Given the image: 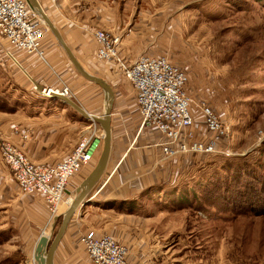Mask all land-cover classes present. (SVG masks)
<instances>
[{"label": "rangeland", "instance_id": "1", "mask_svg": "<svg viewBox=\"0 0 264 264\" xmlns=\"http://www.w3.org/2000/svg\"><path fill=\"white\" fill-rule=\"evenodd\" d=\"M71 1L84 8L112 7L115 23L95 30L118 37L119 47L126 43L125 34L140 31L142 23L148 25L151 33L140 38L148 39L149 47L144 49V42L133 48L128 59L140 53L166 55L187 75L185 89L192 98L195 122L203 123L199 103L204 101L229 125V137L219 153L200 155L204 161L199 171H212L237 157L259 159L264 170V0ZM46 33L52 36L48 28ZM9 50L18 49L0 33V100L14 111L42 105L48 97L34 88ZM6 113L12 111L0 110V116ZM23 130L13 125L10 133L22 138ZM190 177L177 184H158V190L179 187ZM163 195L153 189L137 199L132 219L120 220L141 231L150 263L264 264V215L231 212L225 204L208 210L175 209ZM4 221L0 219V264H33L34 251L27 255L16 224Z\"/></svg>", "mask_w": 264, "mask_h": 264}, {"label": "crops", "instance_id": "2", "mask_svg": "<svg viewBox=\"0 0 264 264\" xmlns=\"http://www.w3.org/2000/svg\"><path fill=\"white\" fill-rule=\"evenodd\" d=\"M37 1L84 69L103 78L114 93L110 121L111 148L106 167L87 194L93 200L79 207L72 215L55 249L53 264H92L80 242L81 234L89 229L95 230L98 235L110 234L126 244L127 259L131 264H155L148 261L146 243L141 231L126 227L120 222L122 219H132L137 208L129 213L105 208L104 203L111 199H133L143 190L161 183L177 184L199 172L204 159L201 154H178L172 158H164L160 146L163 137L154 126L141 124L131 83L123 76L116 63L105 62L96 57L97 44L93 33L96 27L111 28L115 23L112 7L84 8L71 0ZM150 29L142 23L140 31L124 35L123 40L126 43L120 44L119 50L125 60H129L133 48H141L144 42V49L149 47V40L140 37L151 33ZM136 35L139 37H134ZM42 47L45 52L44 59L21 50L8 52L37 82L53 90L67 86L70 97L87 112L102 115L105 97L101 88L83 78L74 69L53 35L45 32ZM43 101L42 105L20 106L5 116L1 114L0 142L3 139L11 140L34 162L56 163L75 147L81 136L92 138L101 134L98 124L90 125L79 119L73 109L59 103L60 100L45 98ZM13 125H19L23 131H27L29 138L22 140L19 135L11 134ZM195 127L197 133L203 135V123L196 121ZM99 153L100 150L89 166L69 179L65 189L66 197H74L76 187L92 170ZM69 202L64 201L61 204L59 217ZM48 217L42 195L22 193L0 158V219H5V224L9 221L16 224L28 256L34 251L39 237L43 234Z\"/></svg>", "mask_w": 264, "mask_h": 264}, {"label": "built area", "instance_id": "3", "mask_svg": "<svg viewBox=\"0 0 264 264\" xmlns=\"http://www.w3.org/2000/svg\"><path fill=\"white\" fill-rule=\"evenodd\" d=\"M46 31L45 22L26 0H0V33L11 47L44 59L42 39ZM93 36L97 44L96 57L116 63L131 83L141 124L154 126L161 133L163 140L160 146L164 158L187 153H219L221 144L229 137V125L202 101L199 108L205 132L203 135L197 133L192 98L185 89L187 75L178 65L166 55L149 53H140L128 62L120 55L118 37L102 29L94 30ZM54 90L70 97L66 86ZM49 92L41 94L48 97ZM20 135L22 139L29 138L27 131H21ZM101 137L102 132L94 135L93 139L81 136L75 147L56 163L31 161L12 142H0L1 161L10 170L19 190L43 197L49 213L42 231L44 235L53 234L52 224L59 216L60 206L69 201L65 196L67 182L89 166L101 148ZM80 242L92 264H131L127 259V247L110 234L98 235L89 229L81 234Z\"/></svg>", "mask_w": 264, "mask_h": 264}, {"label": "trees", "instance_id": "4", "mask_svg": "<svg viewBox=\"0 0 264 264\" xmlns=\"http://www.w3.org/2000/svg\"><path fill=\"white\" fill-rule=\"evenodd\" d=\"M0 110L13 112L14 108L0 100ZM73 111L79 119H83L75 110ZM260 165L259 159L249 161L237 157L221 162L212 171L200 170L179 187L161 186V190L167 204L175 209L208 210L220 208L225 204L226 210L231 212L243 214L248 211L254 215H264V170ZM155 188L160 194L161 190L155 185L143 190L133 199L105 201V208L131 213L135 210L137 199L152 193ZM60 219L61 217L57 219L56 224L59 225Z\"/></svg>", "mask_w": 264, "mask_h": 264}, {"label": "water", "instance_id": "5", "mask_svg": "<svg viewBox=\"0 0 264 264\" xmlns=\"http://www.w3.org/2000/svg\"><path fill=\"white\" fill-rule=\"evenodd\" d=\"M29 7L41 16L43 21L45 22L48 30L56 39L57 43L65 52L67 58L73 65L74 69L86 80L98 85L104 93L105 103H104V112L102 115H94L87 112L82 106H80L77 102H75L71 97L65 96L58 91H55L51 88H46L44 85L37 82L34 78H32L29 73L23 68V66L15 59V57L7 51V54L12 58L15 64L21 69V71L27 76V78L31 81L34 88L39 92L43 93L45 90H49V99H57L60 100L61 104H66L70 106L73 110H75L79 115L82 116L83 121L87 123H95L98 124L102 130L101 137V148L96 163L92 170L88 173V175L82 180L79 186L75 189V195L72 200L69 202L67 208L60 215V223L54 230L56 226L57 219L59 216L55 218L54 223L52 224V232L53 235L46 236L42 234L34 248L33 253V264H53V255L55 249L61 240L68 223L72 217V215L76 212L79 207H83L86 204H89L93 197H87V194L92 190L100 176L102 175L110 153L111 148V109L113 104V90L111 86L101 77L91 74L78 61L70 47L65 42L64 38L60 34L59 30L52 22V20L47 16V14L41 8L39 2L37 0H26Z\"/></svg>", "mask_w": 264, "mask_h": 264}, {"label": "bare ground", "instance_id": "6", "mask_svg": "<svg viewBox=\"0 0 264 264\" xmlns=\"http://www.w3.org/2000/svg\"><path fill=\"white\" fill-rule=\"evenodd\" d=\"M48 92H49V91H48ZM48 92H47V90H45V91H44V93H45V94H46V93H48ZM72 198H73V196H72V197H70L69 201H71V200H72ZM47 230H48V229H47Z\"/></svg>", "mask_w": 264, "mask_h": 264}]
</instances>
